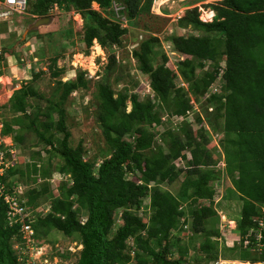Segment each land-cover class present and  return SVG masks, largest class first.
Instances as JSON below:
<instances>
[{"label": "trees", "instance_id": "1", "mask_svg": "<svg viewBox=\"0 0 264 264\" xmlns=\"http://www.w3.org/2000/svg\"><path fill=\"white\" fill-rule=\"evenodd\" d=\"M116 1L125 7L127 18L141 14L154 16L152 6L155 0H30L29 11L42 17L54 4L67 10L72 8L84 21L90 19V23L86 22L83 38L86 47L89 48L95 40L102 48L107 45L111 49L110 46L120 44L126 30L103 19L98 12L91 10V6L95 3L93 5L97 4L104 12ZM213 11V21L204 23L199 20L196 7L186 9L177 20L178 27L202 35L173 36L171 42L175 51L186 58L180 64V74L195 95L209 90L219 69L214 66L211 72H202V77L196 76L195 70H202L205 62L218 65L219 59H224L223 94H212L208 98V104L213 108L209 113H212L213 121H222L226 173L242 203L237 230L241 240L249 236V244L241 249L238 259L240 262L264 263V0H222ZM157 42V38L142 41L138 50L133 52L134 58L140 72L148 76L160 109L163 107L172 116L185 118L192 105L183 90L175 88L173 73L165 66V56L162 64L152 65L151 54ZM4 51L2 49L0 62ZM114 64V56H110L108 68ZM84 85L81 73L74 81L57 82L53 94L56 101H47L48 110L41 113L45 120L38 124L36 117L29 121L30 114L27 113L25 98L36 96L31 88L20 89L9 100L10 111L21 114L24 122H29L28 127L37 140L49 145L53 151L58 150L63 161L58 171L68 174L72 180L70 186L60 188L62 198L50 201V213L32 224L35 239L38 241V230L46 235L49 229L65 236H76L81 249L75 264H182V260L169 258L170 234L176 231L181 219L184 218L181 223L188 220L181 209L182 202L188 199L212 201V182L220 177L219 172L209 169L216 159L211 150L206 151L207 140L202 129L198 140L188 126L180 128L184 139L165 132L164 135H169L168 153L164 154L159 147L153 151L155 135L144 126L161 125L155 102H139L135 95L128 97L122 92L115 93L107 85H99L95 95L98 103L96 121L108 149L95 169L93 161L83 159L80 144L70 146V132L65 124V101ZM127 102L131 105L129 113L125 111ZM55 112L58 114L56 122L52 116ZM209 113L206 111L205 115L209 117ZM18 119L13 117V123L17 124ZM195 121L202 123L199 115ZM15 133L9 124L1 131L4 136L13 134L12 138L19 143L21 137ZM56 134L63 135L58 144L54 142ZM126 137L131 142L126 141ZM185 151L190 153L189 160ZM178 159L185 161L188 168L178 195L174 196L160 186L178 180L183 172L173 165ZM15 168H10L2 178L7 189H11L9 176L19 174L23 178V172ZM32 170L36 172V163ZM40 173L44 177L47 171L42 169ZM137 174L136 181L128 178ZM46 192L44 189L41 193L25 195L28 209L33 211L35 200ZM144 198L149 199L150 209L146 220L132 212L139 209ZM6 210L7 206L0 198V264H22L13 249V240H19L20 226L8 225ZM118 210L122 211V224L112 234L113 215ZM79 214L84 216V221L79 220ZM188 214L195 235L204 234L206 222L217 216L210 206H199ZM255 219L263 222L259 239L255 235ZM216 235L205 234V240L198 248L204 256L201 263L216 259L217 254L212 252L218 242L211 240ZM130 238L134 245L129 250L133 251V258L126 253V241Z\"/></svg>", "mask_w": 264, "mask_h": 264}, {"label": "rangeland", "instance_id": "2", "mask_svg": "<svg viewBox=\"0 0 264 264\" xmlns=\"http://www.w3.org/2000/svg\"><path fill=\"white\" fill-rule=\"evenodd\" d=\"M162 1L163 5L161 6ZM213 1L155 0L152 6L154 16L141 14L131 19L127 18L125 7L117 1L112 2L111 7L104 12L92 4L91 10L98 12L103 19L119 24L122 29L126 30L120 44L110 46L111 49L107 45L105 49L102 48L95 40L89 48L86 47L83 38L86 22L90 23V19L87 18L84 21L72 8L67 10L57 6V8L48 11L47 15L38 17L30 13L29 8L31 10V7L28 6L26 14L15 16L13 22L0 26V47L5 49L4 57L6 56V59L3 57L0 62V147L14 151L9 161V164L12 165L10 167H16L15 169L23 172V178L19 174L9 176L11 183L24 185L26 195L29 196L31 192L41 193L47 189V192L40 195L34 202L33 211L36 214L34 221L43 219L50 213V201L62 198L60 188L70 186L72 180L68 174L58 171L63 165L58 150L53 151L49 145L37 140L35 134L28 127L29 122L25 123L21 114L10 111L9 100L20 89L23 91L26 86L31 88L36 96L25 98L28 104L27 113L30 114L29 121L36 117L38 124L45 120L42 114L48 110L49 103L47 101H56L53 94L56 91L57 82L74 81L76 76L81 73L85 85L72 92L66 99L64 104L65 124L70 132V146L76 147L80 144L83 149V159L93 161L95 169L105 158L104 154L108 149L96 121L98 103L95 95L99 85H107L115 93L122 92L128 97L135 95L139 102L146 100L155 102V112L161 119V125L144 126L147 131L155 135L153 151L159 147L164 154L168 153L169 135H164L165 132L184 139L180 128L188 126L192 135L198 140L199 134L203 131L207 140L206 151L211 150L213 158L216 159L215 164L211 163V167L207 166V168L210 167V170L219 172L220 177L212 182L211 189L214 192L212 201L188 199L182 202L181 209L185 212L188 220L181 223L184 222V218L181 219L176 231L171 232L172 246L169 258L182 260V264H200L201 258L204 256L198 248L204 242L205 234L217 233L211 239L218 242L216 249L212 252L213 255L217 254L216 259L201 264H264L240 263L238 259L241 249H245V243L243 244L242 240L246 238L242 237L241 240L237 230L242 203L226 173L224 152L222 151L224 137L221 128L222 121H213V115L209 113L213 108L212 106L210 108L208 98L212 94H223L221 86L225 82L223 77L224 59L220 58L218 65L205 62L202 70H195L194 74L202 77L203 73H209L215 67L219 69L217 79L209 90L203 94L195 95L188 82L180 74V64L186 58L175 51L171 42L173 36L202 35L188 28H179L177 16H181V12L186 9L195 7L202 6L213 9L222 0L209 3ZM148 38H157L158 41L153 46L152 65L157 67L162 64L163 56H165V66L173 73L172 81L175 88H181L186 94V98L191 102L192 109L185 118L172 116L163 107L160 109L158 100L154 99L148 76L139 70L133 52L138 50L139 44ZM110 56H114L115 59V64L111 69L108 68ZM130 110V102H127L125 111L129 113ZM206 111L210 114V118L205 115ZM198 115L202 119L200 124L195 121ZM52 116L56 122L58 114L55 112ZM13 117L19 118L17 124L13 123ZM6 124L11 126L13 132H16L15 134L19 135L22 141L16 142L12 138L13 134L11 136L1 134L3 126ZM200 129L202 130L200 131ZM62 137V134H56L55 144H58ZM125 140L131 142V139L127 137ZM184 155L188 160L190 159L188 151H185ZM34 163L37 165L35 173L32 170ZM173 165L183 172L174 183L162 184L160 187L177 196L185 178L184 172L188 167L185 161L179 159L175 163L173 162ZM42 169L47 171L44 177L40 173ZM128 178L136 181L139 174L130 175ZM199 206L212 207L217 216L206 222L204 234L195 235L192 233L191 218L188 212L192 209L197 210ZM133 210L134 214L146 220L150 214L149 199L144 198L139 209ZM121 212L118 210L113 215L112 234L122 224ZM79 220L84 221L82 214H79ZM37 236L35 253L32 252L27 260L30 264H75L81 249L76 236H65L54 229L47 230L46 235L43 231L38 230ZM126 246L128 249L126 253L130 258H133V251H129L134 248L131 238L126 241Z\"/></svg>", "mask_w": 264, "mask_h": 264}, {"label": "built area", "instance_id": "3", "mask_svg": "<svg viewBox=\"0 0 264 264\" xmlns=\"http://www.w3.org/2000/svg\"><path fill=\"white\" fill-rule=\"evenodd\" d=\"M213 2L209 3H215ZM219 1V0H218ZM208 4V3H207ZM205 4V5H207ZM28 0H0V24L13 22L15 16L24 15L27 11ZM52 8H57L54 5ZM199 13V20L204 23H210L214 19V11L211 8L197 7ZM183 13H181L182 15ZM180 18L181 16H177ZM1 51V47H0ZM8 154V155H7ZM14 154L12 149L6 150L0 147V198L7 206L6 220L9 226L19 224V241H15L13 249L16 252L18 261L22 264H30L27 260L30 254L35 253L37 240L35 239V232L31 226L36 218L34 211L29 210L24 197L25 187L16 186L7 189L6 184L3 183L2 178L6 172L12 168L9 161ZM12 166V165H11ZM264 211V210H263ZM257 225L255 235L257 239L260 238V231L263 228L262 219H255ZM245 243V244H244ZM244 247L249 244L248 236L243 240Z\"/></svg>", "mask_w": 264, "mask_h": 264}, {"label": "clouds", "instance_id": "4", "mask_svg": "<svg viewBox=\"0 0 264 264\" xmlns=\"http://www.w3.org/2000/svg\"><path fill=\"white\" fill-rule=\"evenodd\" d=\"M93 4H95V3H93ZM155 4H156V3H155ZM54 5H57V4H54ZM54 5H53V6H54ZM28 6H29V0H28ZM53 6H52V7H53ZM57 6H58V5H57ZM96 6H98V5L96 4ZM52 7L49 9V11L52 9ZM91 8H92V7H91ZM98 8H99V7H98ZM212 10H213V9H212ZM26 12H27V11H26ZM181 13H183V12H181ZM25 14H26V13H25ZM78 15H79V14H78ZM36 18H37V17H36ZM3 24H7V25H8V23H3ZM0 25H1V24H0ZM1 52H2V48H1L0 54H1ZM7 172H8V171H7ZM7 172H6V174H5L3 177H5V176L7 175ZM8 182L11 184V187H16V186H21V187L23 186V187H25L24 185L19 184V183H18V184H17V183H11L9 180H8ZM25 188H26V187H25ZM25 195H26V189H25V193H24V197H25V199H26V196H25ZM35 219H36V218H35ZM34 223H35V221H33L32 224H34ZM32 224H31V226H32ZM32 228H33V226H32ZM33 230H34V229H33ZM34 232H35V230H34ZM248 237H249V236H248ZM19 239H20V238H19ZM248 239H249V238H248ZM15 241L18 242L19 240L14 239V240H13V246H14ZM247 246H248V245H247ZM247 246H246V247H247ZM236 263H237V262H236ZM240 263H243V262H240Z\"/></svg>", "mask_w": 264, "mask_h": 264}, {"label": "crops", "instance_id": "5", "mask_svg": "<svg viewBox=\"0 0 264 264\" xmlns=\"http://www.w3.org/2000/svg\"><path fill=\"white\" fill-rule=\"evenodd\" d=\"M157 3H158V2H157ZM162 3H163V1H162L161 4H160L161 6L163 5ZM156 7H158V6L156 5Z\"/></svg>", "mask_w": 264, "mask_h": 264}]
</instances>
